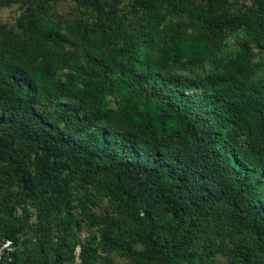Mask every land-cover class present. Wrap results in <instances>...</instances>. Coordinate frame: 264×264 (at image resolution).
Wrapping results in <instances>:
<instances>
[{
	"label": "trees",
	"instance_id": "16d2710c",
	"mask_svg": "<svg viewBox=\"0 0 264 264\" xmlns=\"http://www.w3.org/2000/svg\"><path fill=\"white\" fill-rule=\"evenodd\" d=\"M11 3L0 264H264V0Z\"/></svg>",
	"mask_w": 264,
	"mask_h": 264
},
{
	"label": "rangeland",
	"instance_id": "374dc122",
	"mask_svg": "<svg viewBox=\"0 0 264 264\" xmlns=\"http://www.w3.org/2000/svg\"><path fill=\"white\" fill-rule=\"evenodd\" d=\"M198 2V0H196ZM73 3L70 1L66 2H60L56 4V7L53 8V13L62 16L64 19H67L72 14H74V6ZM20 11L19 3H11L5 6L0 7V21L6 24H12L14 23V19L17 16L18 12ZM67 47L73 48L72 44H68ZM257 51V49H256ZM257 58V57H256ZM106 203L99 205L98 208H95L94 210L97 212L99 210H102L106 207ZM88 234V230L85 228L80 232L81 238H84ZM111 259L116 264H128V261L125 259H122L116 255H110ZM220 264H224V261L222 259H219Z\"/></svg>",
	"mask_w": 264,
	"mask_h": 264
}]
</instances>
